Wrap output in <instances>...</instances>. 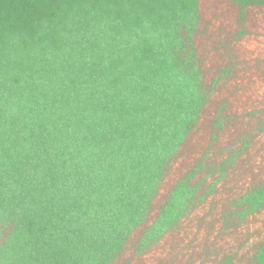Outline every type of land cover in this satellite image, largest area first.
<instances>
[{
  "label": "trees",
  "instance_id": "trees-1",
  "mask_svg": "<svg viewBox=\"0 0 264 264\" xmlns=\"http://www.w3.org/2000/svg\"><path fill=\"white\" fill-rule=\"evenodd\" d=\"M263 23L264 0H0V264H203L226 235L221 264H264V114L229 142Z\"/></svg>",
  "mask_w": 264,
  "mask_h": 264
},
{
  "label": "rangeland",
  "instance_id": "rangeland-1",
  "mask_svg": "<svg viewBox=\"0 0 264 264\" xmlns=\"http://www.w3.org/2000/svg\"><path fill=\"white\" fill-rule=\"evenodd\" d=\"M260 33V28L256 30L255 36H252L251 40H249L246 44L247 48V61H248V70H246V75L244 77V81L241 82V103L237 104L236 106V114L240 115L239 123H237V126L232 127V131L230 134L229 142H233L234 139H236V135L238 133V128L243 131H249V129L252 128V125L254 127V123H257L256 118L257 117H264V116H250L245 113L249 112L253 108V110L257 111V115L264 114V98L261 99V96H264V78L261 81H255V74H256V68L255 65H260V69L264 67V23H263V30ZM253 67L255 70H253ZM264 75V73H263ZM249 109V110H248ZM252 123V125H251ZM253 129V128H252ZM234 138V139H233ZM225 189V188H224ZM228 192V191H227ZM224 198L223 201H225V195L226 192H223ZM222 208V205L220 206ZM216 233H213V239L216 240ZM211 238V239H212ZM212 239V240H213ZM230 236L226 235V237H222L218 239V242H214V245H212L209 250L208 254L206 253V256L204 258L203 264H219L222 258H226V256H229L232 254H237V248L234 250L231 249L230 252H227L228 246L230 245ZM220 245H224V251L218 255V248ZM237 245V242H235V246ZM226 246V247H225ZM226 253V254H225ZM237 260L236 257H232V261L235 262ZM231 261V264H238L233 263ZM221 264V263H220Z\"/></svg>",
  "mask_w": 264,
  "mask_h": 264
}]
</instances>
